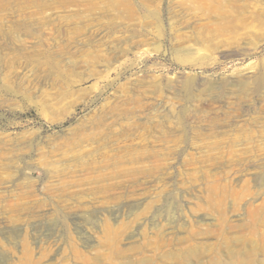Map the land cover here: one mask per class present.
Here are the masks:
<instances>
[{"label":"rangeland","instance_id":"374dc122","mask_svg":"<svg viewBox=\"0 0 264 264\" xmlns=\"http://www.w3.org/2000/svg\"><path fill=\"white\" fill-rule=\"evenodd\" d=\"M0 264H264V0H0Z\"/></svg>","mask_w":264,"mask_h":264}]
</instances>
